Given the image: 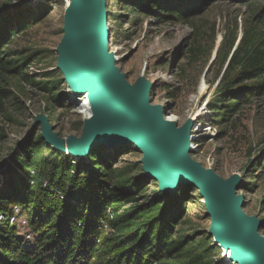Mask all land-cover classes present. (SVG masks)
<instances>
[{
	"label": "rangeland",
	"instance_id": "374dc122",
	"mask_svg": "<svg viewBox=\"0 0 264 264\" xmlns=\"http://www.w3.org/2000/svg\"><path fill=\"white\" fill-rule=\"evenodd\" d=\"M106 1L109 49L120 72L131 85L142 76L149 80L152 104L163 105L179 126L195 119L191 158L225 180L235 174L241 176L238 195L244 197L243 211L262 221L264 236V80L246 83L241 96L249 100L234 108V100L219 94L224 75L221 60L212 64L204 78L225 37L228 45L236 36L237 45L252 21L246 1L207 0L199 15L184 21L159 19L156 12H145L142 0ZM67 6L66 0H0V17L18 15L22 20H32L8 47L25 66L21 76L0 81L10 92L0 112V188L11 169L10 162L26 145L37 143L44 157L51 159L40 117H46L52 132L62 138H81L84 134L86 117L77 103L78 96L73 95L58 68ZM253 84L259 86L247 92ZM39 137L44 143L37 140ZM113 150L106 148L101 155ZM70 156L81 165L89 162V157ZM143 158L136 145H124L109 184L115 189L118 183L141 182L139 206L155 200L159 204L149 207L156 213L171 208L180 211L176 238L184 240L186 254L181 256L182 262L168 264H187V256L200 255L212 264H233L210 235L212 218L200 191L179 185L173 195L163 192L158 181L145 175ZM14 208L16 217L27 215L20 207L15 213ZM17 232L28 242L36 239L31 227L25 229L18 223Z\"/></svg>",
	"mask_w": 264,
	"mask_h": 264
},
{
	"label": "trees",
	"instance_id": "16d2710c",
	"mask_svg": "<svg viewBox=\"0 0 264 264\" xmlns=\"http://www.w3.org/2000/svg\"><path fill=\"white\" fill-rule=\"evenodd\" d=\"M245 1L252 21L237 46L236 36L228 45L229 39L225 37L213 62H222L224 75L218 86L219 94L234 100L231 103L234 108L239 102L249 100L241 96L246 83L264 80V0ZM142 2L145 12H156L159 19L184 21L199 15L207 0ZM17 16L0 17V81L19 78L25 67L8 47L32 20ZM258 86L253 84L246 90L249 92ZM9 95L6 87L0 85V112ZM37 140L44 143L41 137ZM50 147L46 149L51 159H46L39 145L32 142L10 162L11 169L0 188V216L3 217L0 220V264H168L183 261L185 242L176 238L180 211L171 208L156 213L149 207L159 204L155 200L150 205L139 206L141 182L118 183L115 189L109 184L115 176L114 166L122 147L114 149V154L104 155L101 153L106 148L101 146L100 151L98 147L89 155L87 165L75 163L70 155ZM56 157L58 159H52ZM16 206L27 212L36 236L32 243L19 236L16 226L10 225ZM185 259L187 264H212L201 255Z\"/></svg>",
	"mask_w": 264,
	"mask_h": 264
},
{
	"label": "water",
	"instance_id": "95a60500",
	"mask_svg": "<svg viewBox=\"0 0 264 264\" xmlns=\"http://www.w3.org/2000/svg\"><path fill=\"white\" fill-rule=\"evenodd\" d=\"M64 31L58 68L74 95L90 93L93 116L84 119L81 138L60 137L52 132L48 119L40 117L48 145L76 158L89 157L101 146L116 149L136 145L144 155L145 175L158 181L163 192L173 195L179 185L200 191L212 218L210 235L231 263L264 264L262 221L243 211L244 197L238 195L241 176L225 180L193 160L194 121L188 119L179 126L169 120L163 105L152 104V83L142 76L131 85L116 66L109 49L107 1L70 0ZM216 56L217 50L204 78Z\"/></svg>",
	"mask_w": 264,
	"mask_h": 264
},
{
	"label": "bare ground",
	"instance_id": "6f19581e",
	"mask_svg": "<svg viewBox=\"0 0 264 264\" xmlns=\"http://www.w3.org/2000/svg\"><path fill=\"white\" fill-rule=\"evenodd\" d=\"M113 54V53H112ZM71 89V88H70ZM73 92V95H74V91L72 90ZM76 96V95H74ZM77 103L78 105H80V109L82 110V112L84 113L86 119H91L92 118V112H91V109L89 108V105H90V93H87L86 95L84 96H78V100H77ZM169 120L173 121L175 120L174 116H169L167 115L166 116ZM193 120V119H192ZM194 123H195V119L193 120ZM195 125V124H194ZM194 130V129H193ZM197 130V129H196ZM195 130V131H196ZM50 141H53L55 142V140H53L52 138L50 139ZM54 146V145H53ZM194 149V145L192 146L191 148V151ZM205 200V199H204ZM221 247V246H220ZM228 256V255H227Z\"/></svg>",
	"mask_w": 264,
	"mask_h": 264
},
{
	"label": "built area",
	"instance_id": "2783aa9c",
	"mask_svg": "<svg viewBox=\"0 0 264 264\" xmlns=\"http://www.w3.org/2000/svg\"><path fill=\"white\" fill-rule=\"evenodd\" d=\"M69 2H70V0H66L67 5L69 4ZM192 135H193V131H192ZM14 210H15V213L20 212L18 207H15ZM16 216L17 215L13 213L12 216L10 217L11 225H15L18 228V223H19V224H22L25 229L30 228L29 218L27 215L23 216L21 218H18ZM2 219H3V217L1 216V220Z\"/></svg>",
	"mask_w": 264,
	"mask_h": 264
}]
</instances>
